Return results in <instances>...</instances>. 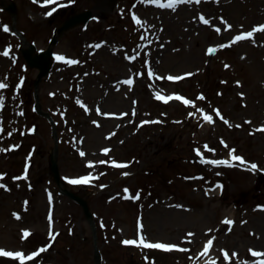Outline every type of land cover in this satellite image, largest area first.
Masks as SVG:
<instances>
[{
    "label": "rangeland",
    "instance_id": "1",
    "mask_svg": "<svg viewBox=\"0 0 264 264\" xmlns=\"http://www.w3.org/2000/svg\"><path fill=\"white\" fill-rule=\"evenodd\" d=\"M9 1L34 54H54L37 88L39 69L27 64L0 1V81L8 85L0 89V248L28 255L47 246L24 262L0 255V264H95V244L102 264H259L264 256L250 249L264 252V30L234 38L264 24V0H177L171 8L145 0ZM99 1L92 21L51 44L68 17ZM36 95L55 120L60 182L54 126L37 111ZM89 174V182L71 183ZM61 186L87 200L95 236ZM141 235L179 247L122 242Z\"/></svg>",
    "mask_w": 264,
    "mask_h": 264
},
{
    "label": "snow or ice",
    "instance_id": "2",
    "mask_svg": "<svg viewBox=\"0 0 264 264\" xmlns=\"http://www.w3.org/2000/svg\"><path fill=\"white\" fill-rule=\"evenodd\" d=\"M37 2L39 3L40 0H37ZM145 2H150V3H154V4H158V5H161V6H165V7H173L176 3H177V0H167L166 3H164V0H145ZM43 3L44 4H51V3H55V0H43ZM52 11H55V9L53 8ZM46 15H51V12H48L46 13ZM133 17L137 20V23H140V19L138 17L135 16V14H133ZM201 19H203V17H201ZM223 19V18H221ZM205 23H209V21L205 20ZM225 24H227V21H224ZM227 26L229 28L232 27L231 24H227ZM5 30H8V26L7 25H4L3 26ZM258 30H264V24H259V25H256L255 27H253V29L251 31H246V32H242L240 33L239 35H237L234 39L235 40H241V39H244V38H247V37H252L253 34L258 31ZM217 31H219V29H217ZM9 47H11L9 45ZM97 47H99V45H97ZM221 47H223V45H221ZM209 52H214L215 49L210 47L208 49ZM8 51L5 50L4 52V55H8ZM135 57L134 56H128V59L129 60H132L134 59ZM57 59L58 60H65L67 59L65 56L63 55H57ZM70 63H76V61H73V60H69ZM149 75H153L154 73L151 71V69L149 70ZM185 76H188V75H191V73H185L184 74ZM168 79L170 80H173V81H178V80H181L182 77L181 76H172L170 75L168 77ZM22 83V81H21ZM128 84H132L133 81L131 79H129L127 81ZM239 83V82H237ZM8 85L3 82V81H0V89H4L6 88ZM243 95V94H241ZM173 96H175L177 99L179 100H182L185 104H188V105H191V104H194V101L191 100V99H187L185 98L183 95H180L178 93H173L172 95L170 96H161L159 93H157V98L158 99H161V100H165V101H168V100H171L173 98ZM203 94L201 93L200 94V99H203ZM4 106V100L3 98H0V108H3ZM201 112L204 113V119L207 120V121H212L213 120V117L212 115L208 114L207 112H204V109H200ZM216 112L217 114H219V109H216ZM104 115H111L110 113H104ZM123 115V113L121 114ZM221 119H225L222 115L220 117ZM144 123V122H142ZM250 123V121H249ZM262 129H264V125L261 126ZM0 131H3L2 127H0ZM9 135H11V133H8ZM225 143V146H227L226 142ZM207 146V145H205ZM11 147L15 148V147H18V145H12ZM2 150V149H0ZM104 152H108L109 149L108 148H105L103 149ZM197 152H199V149H196ZM214 151V149H213ZM232 152L235 153V149H232ZM81 155H84L83 152H81ZM232 161H239L241 163V166H244V165H248L250 167V169L252 171H256L258 169V165L254 162H249V161H246L245 158L242 156V155H235L233 154L232 155ZM205 162H209L208 160H205ZM89 164H92L93 162L92 161H88ZM99 163H106V161H100ZM113 164H117V161L113 160L112 161ZM210 163L212 164H230L231 161L227 160V159H220V160H216V159H213L210 161ZM119 166H124V165H119ZM262 171H264V169H262ZM125 175H127V173H124ZM3 175H5L4 173H0V177H3ZM24 178H27V172L25 171V176ZM14 179H20V177H15ZM65 179H69L68 177H65ZM91 179V174L89 175H86V176H81V177H78V178H73L71 179V183L73 184H78V183H87L89 182ZM6 187V185H5ZM103 187V185H102ZM125 191H128V189H125ZM258 207H264V205H258ZM19 214H17L18 216ZM49 219L51 220V216H49ZM226 223L228 224H231L233 223V221L231 220H227L226 219ZM243 223V221H242ZM142 227V225H141ZM29 235V232L27 230H25V237H27ZM50 235H52V233L50 232ZM191 235V234H189ZM124 244L126 245H142V246H145V247H151V248H156V249H164V250H172V249H177L179 247L178 244H175V243H163V242H151V241H148L145 239V237L143 235L140 236L139 239H125L122 241ZM213 243L212 239H209L207 241V245L205 247V252H207L208 250V246H211ZM46 247H41L38 251H34L28 255H25L22 251H7L3 248H0V255L2 256H5V257H10V258H18L21 262H24L26 260H31L33 259L34 257H36L38 255L39 252H43L46 250ZM182 250H185L186 249H182ZM250 251L252 252L253 256H256V257H261V256H264V252H260V251H256V250H251ZM236 255L235 253H233V256ZM224 257L225 259H230L228 253L225 251L224 252ZM147 259V258H146ZM213 264H215V262L213 261ZM259 264H264V259H261L259 261Z\"/></svg>",
    "mask_w": 264,
    "mask_h": 264
},
{
    "label": "water",
    "instance_id": "3",
    "mask_svg": "<svg viewBox=\"0 0 264 264\" xmlns=\"http://www.w3.org/2000/svg\"><path fill=\"white\" fill-rule=\"evenodd\" d=\"M7 8L9 10H11L12 14H13V19L16 22V5L14 3H11L10 5L7 6ZM94 16V12L93 10H87L84 12H81L79 14H75L73 16H71L69 19H67L64 24L59 27V29L57 30V37H55L53 39V42L55 43L58 38L61 36V34L63 32H65L66 30L76 26L79 23H86L88 22L92 17ZM26 43V42H25ZM34 50V46H30V53L26 54L27 60L29 62V64L33 65V66H37L40 67L41 72L39 74V78H41L44 74H46L48 72V68H49V61H48V56L52 54V51L50 49H48L46 52H42L36 56L32 55V51ZM58 155V147H56V154L54 156L53 160V165L52 168L56 174V177L59 178L60 177V173H59V169H58V160H57V156ZM64 192L74 198L75 200H77L78 202H80L85 210V213L87 215L88 218L91 219V222L94 226V222L92 220V214L90 212L88 203L86 202L85 199L81 198L80 196L76 195L74 192L65 189ZM96 262L97 264H100V254H99V250L96 247Z\"/></svg>",
    "mask_w": 264,
    "mask_h": 264
},
{
    "label": "bare ground",
    "instance_id": "4",
    "mask_svg": "<svg viewBox=\"0 0 264 264\" xmlns=\"http://www.w3.org/2000/svg\"><path fill=\"white\" fill-rule=\"evenodd\" d=\"M204 250H203V253L205 252V246H204V248H203Z\"/></svg>",
    "mask_w": 264,
    "mask_h": 264
}]
</instances>
